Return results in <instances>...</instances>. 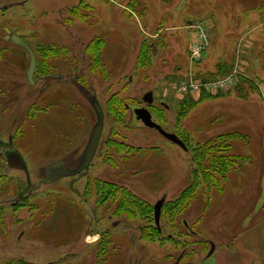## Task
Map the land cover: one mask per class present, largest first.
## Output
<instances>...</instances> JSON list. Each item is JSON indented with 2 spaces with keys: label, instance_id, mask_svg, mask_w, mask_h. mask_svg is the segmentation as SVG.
I'll list each match as a JSON object with an SVG mask.
<instances>
[{
  "label": "rangeland",
  "instance_id": "1",
  "mask_svg": "<svg viewBox=\"0 0 264 264\" xmlns=\"http://www.w3.org/2000/svg\"><path fill=\"white\" fill-rule=\"evenodd\" d=\"M80 1L0 0V39L7 28L29 39L41 50V59L46 56L55 66L81 61L82 81L91 84L105 113L101 149L87 175L75 185L81 197L70 190V179L62 178L42 185L22 208L0 207V264H9L7 260L17 256L25 259V254L51 263L58 253L66 255L62 264H175L180 256V264H237L243 255L241 264H264V100L259 90L264 86V29L255 35L258 54L242 48L249 40L237 32L245 17L252 19L255 14L256 23L264 19V0H135L133 7L131 0H83L80 10L66 12ZM189 21L193 26H187ZM197 24L208 27L209 42L201 61L192 62L190 43ZM99 39L100 45L89 46ZM144 41L155 45L151 64L138 67ZM43 49L50 50L44 53ZM244 59L251 65L242 64ZM90 61H101V66L89 68ZM219 63L233 69L210 81L235 74V84L228 91L179 89L190 79L207 82L203 77L216 72ZM29 65L23 48L0 42V78L6 83L17 80L15 90L35 102L41 82L28 84ZM241 77L246 79L243 84ZM150 94L152 107L145 101ZM72 95L71 86H56L46 99L39 97L29 113V137L22 145L29 146L34 185L41 179L38 168L59 156L62 144L68 142L60 130L65 136L79 130L82 149L97 121L82 96L78 125L73 126L75 115L65 101L71 102ZM188 97L195 104L179 116V102ZM46 100L60 105L59 111L40 112ZM138 108L151 111L163 131L139 119ZM23 109L24 115L27 109ZM2 120L8 133L10 118ZM237 132L240 136L232 140L229 155L241 161L221 179L223 188L202 184L181 215L162 218L164 234L159 237L152 233L145 237L140 231L142 225L149 227V220L139 207L119 209L120 189L96 192L92 188L100 180L126 187L135 199L153 205L162 198L174 200L192 182L195 164L193 152L166 133H175L194 148ZM6 180L1 181L0 195L12 190ZM24 185L16 182V188ZM24 229L26 234L16 242ZM201 234L216 242L217 250L208 258L211 247L200 242ZM219 249L227 253L224 261L217 260ZM45 250L48 254L42 255Z\"/></svg>",
  "mask_w": 264,
  "mask_h": 264
},
{
  "label": "flooded vegetation",
  "instance_id": "2",
  "mask_svg": "<svg viewBox=\"0 0 264 264\" xmlns=\"http://www.w3.org/2000/svg\"><path fill=\"white\" fill-rule=\"evenodd\" d=\"M26 0H24L25 2ZM23 2V3H24ZM22 3V4H23ZM72 8V7H70ZM69 9L66 8V12H68ZM69 13V12H68ZM16 35L19 36L20 38L29 41V39L23 37L20 34H17L16 32H12L11 30L7 29L5 30V34L1 35L0 42L5 44V45H15L18 47H21L20 45H17L13 40L12 36ZM30 42V41H29ZM32 45V43L30 42ZM33 47V45H32ZM23 48V47H21ZM34 48V47H33ZM5 49V48H4ZM24 49V48H23ZM27 53L28 51L24 49ZM35 50V49H34ZM36 52V51H35ZM29 55V53H28ZM37 55V54H36ZM30 59V55H29ZM38 59V56H37ZM49 67L47 68L46 72L43 74L38 73V64L37 68L34 74V83H31L29 77H28V70L29 67L26 71V80L30 86L36 85L38 81L41 82L40 90H39V97H44L45 99L48 97L49 93L51 90H54L56 86L59 87H68L71 86L72 91H73V100L70 102L69 99L65 100L66 101V106H70L73 109V114L75 115V120L73 123V126L78 125L79 121V107L81 106V97L84 96L85 99L89 101V104L91 107L94 109L93 106V100L95 99L96 95L92 92L91 90V84L84 83L82 81V78L85 77L83 74V71L81 70V61H74V63H69L67 65L63 66H55L53 62L50 61ZM91 64V63H90ZM89 64V65H90ZM67 66V67H65ZM84 66V65H83ZM91 68V67H89ZM51 69V70H50ZM18 84L17 80L11 81V82H5L0 78V184L1 181L4 179H8L9 183L12 185V190L3 192L0 195V207L6 206V205H11L13 208H18V206H21L31 200L33 197L34 192L38 191L40 187L46 183H54L56 181H59L62 178H68L69 180V188L72 192L76 193L74 189L71 188L70 184L72 180H75L74 182V188L75 185L77 184L76 182L80 180L79 178V172L78 169L81 166L82 162V157L84 155V152L88 146L92 128L90 130L89 136L87 140H85L84 146L81 149L80 146V139H79V130L73 131L72 134L68 133L66 136L65 134L60 130V134L66 139H68V142L63 143L61 148H62V153L57 156L53 161H50L46 165L40 166L38 168V171L40 172V180L38 185H34L32 181L33 177V171L34 169L31 166V159L29 156V153L27 152V148L29 147L28 145L23 146V139L25 136H27V130L30 125V122H27V119L31 117L29 113H31L32 109L37 106L36 102L38 99L34 102L30 99L28 95L23 96L22 92L15 90V86ZM4 88V89H3ZM59 92V91H58ZM68 95L70 93H67ZM28 103V104H26ZM25 105H28V107H24ZM56 106V107H55ZM102 106V105H101ZM55 107V109H53ZM23 108L27 109L23 115ZM60 105H57L55 102H51L49 100H46L44 105L42 106L40 112L43 114H49L50 110L53 111H59ZM103 108V107H102ZM104 110V109H103ZM96 113V111H95ZM105 115V113H104ZM4 116H9L10 118V123H9V129L8 133L4 131V126H3V120L2 117ZM97 117V115H96ZM61 119H59L60 123ZM76 123V124H75ZM47 124V121L45 122ZM105 124V122H104ZM31 126V125H30ZM66 128H71L70 124L67 125ZM31 129V128H30ZM104 131V130H103ZM103 134V133H102ZM29 137V135H28ZM28 143V142H27ZM25 143V144H27ZM65 144V145H64ZM102 146V137L100 139V142L98 144V148L96 150V154L90 164V166L93 164L95 157L97 156V152L99 149H101ZM58 162V167L52 168V169H46L48 165ZM90 168V167H89ZM89 172V170H88ZM87 175V174H86ZM85 175V176H86ZM84 177V176H83ZM18 178V180H16ZM30 179V181H29ZM21 182L23 183L24 181V186L23 187H18L16 188V182ZM77 189V188H75ZM78 190V189H77ZM80 192V191H79ZM81 193V192H80ZM6 195H9V197H6ZM79 197L82 196V194H77ZM165 199V198H163ZM161 200V199H159ZM158 200V201H159ZM166 201V199H165ZM96 209V207H94ZM95 213V211H94ZM95 224L99 223L98 218L95 217L94 220ZM184 225L188 227V223L183 220ZM114 228H116L118 225V222H113L112 223ZM156 224V223H155ZM188 229V228H187ZM144 230V226L142 225L140 228V231ZM10 233L12 232V229L9 230ZM27 229H24L19 233V235L16 237V242H20L23 238V236L26 234ZM192 232V231H191ZM195 232V231H194ZM195 234H198V232H195ZM202 244L206 243L210 244V247H212V244L215 246V251L217 250L216 242L213 243L214 241H211L207 237L203 236V234L200 235ZM136 237H133L132 241V247H134V240ZM214 251V253H215ZM213 253V254H214ZM48 253L45 252L42 253V255H46ZM212 254V255H213ZM30 257H28V256ZM64 255V257H63ZM25 259L23 257L17 256V258L9 259L7 260L9 264H13L10 261H16L19 260L20 263L22 264H62L63 261L66 259V255L64 253L56 254L53 255L55 258L54 260L51 261V263H42V262H47L42 257H37L36 255L33 254H25ZM35 256V257H34ZM69 256V255H68ZM76 257V255H74ZM208 253L206 255V258H208ZM68 258V257H67ZM95 258H97V255H94V262ZM205 258V259H206ZM182 257L180 256L175 264H180L181 263ZM39 262V263H37ZM140 263V262H139ZM128 264H133L132 262H128ZM187 264H195L192 262H189Z\"/></svg>",
  "mask_w": 264,
  "mask_h": 264
},
{
  "label": "trees",
  "instance_id": "3",
  "mask_svg": "<svg viewBox=\"0 0 264 264\" xmlns=\"http://www.w3.org/2000/svg\"><path fill=\"white\" fill-rule=\"evenodd\" d=\"M135 0H131L129 2V5L133 7ZM83 5V0L79 2V4L71 9H69V13H73L75 11H78L81 9V6ZM78 17V14H77ZM95 42L96 45H100V39L96 41H92L89 43L91 46ZM154 43L144 41L142 45V49L140 51V55L138 58V67H146L151 64V57L153 55L154 50ZM53 47L51 46V49ZM35 49V48H34ZM50 49H43V52L49 51ZM36 54L38 56V73L43 74L46 72L49 63L47 61L46 56L44 59H41V50L35 49ZM201 61V60H200ZM90 67L94 68L101 66V61H90ZM217 71L213 73H209L207 76L203 77L205 81H210L213 78L223 76L224 74L229 73L233 68L230 65H227L226 63H219L217 65ZM246 79L241 77L240 82L245 83ZM248 81V80H247ZM240 84V86L242 85ZM238 84V88H241ZM207 94V93H206ZM190 96V94H187ZM205 95L204 92V97ZM122 102V100H121ZM125 103V102H124ZM195 104V101L193 102L189 97L186 99H183L179 102V106L182 107L179 111L180 115H186V112ZM126 106V105H125ZM152 107L153 105H148ZM153 112V108H152ZM153 114V113H152ZM240 136V133H229V134H222L215 138V141L213 143H207L204 145H199V147L195 146L194 148L192 146H187L188 149H190L191 152H193L192 161L194 162L195 166L192 168V182L180 193V195L170 201H165L162 207L161 211V218H160V226L155 224V214H154V205L150 203H146L143 200L135 199L134 195L130 190H128L126 187H120L117 186L114 183L111 182H102L100 180H96L95 185L92 186L96 192H102L105 188H109L112 190H119L122 191V200L119 205V209H127L128 205H131L133 207H139L141 210V214L145 215L147 217L148 225L149 227H144V236L146 237L147 233H152L156 236H161L164 234V231L162 229L161 220L162 218L168 217L173 218L175 216L178 217L181 215V213L184 211V208L186 207V204L190 203L194 198H196L198 191L202 184L206 185L207 188L210 187H220L223 188L222 180L223 178L227 177V174L234 168H237L239 166V163L241 161V158L238 156H232L229 155V152L231 150L232 146V140L235 138V136ZM186 144V143H185ZM98 184L100 186H98ZM222 185V187H221ZM105 189V192H106ZM87 194L84 192V195ZM144 208V209H143ZM135 208H131L129 211H134Z\"/></svg>",
  "mask_w": 264,
  "mask_h": 264
},
{
  "label": "water",
  "instance_id": "4",
  "mask_svg": "<svg viewBox=\"0 0 264 264\" xmlns=\"http://www.w3.org/2000/svg\"><path fill=\"white\" fill-rule=\"evenodd\" d=\"M12 40L17 44L20 45L21 47H23L24 49H26L30 55V67L28 70V77L31 81V83H34V74L37 68V64H38V59H37V55L36 52L34 50V48L32 47V45L30 44L29 41H26L22 38H20L19 36L13 35L12 36ZM145 101L149 103V105L152 104V95H148L147 97H145ZM93 106L94 109L96 111V115H97V121L93 124V128H92V132H91V136H90V140L88 143V146L84 152V155L82 157V162H81V166L78 169L79 174V178H82L83 176H85L88 173L90 164L96 154V150L98 148V144L100 142V139L102 137V133L104 130V119H105V115H104V110L100 104V102L98 101V99L95 97V99L93 100ZM135 112L139 115V119H142V121L149 127H153L156 128L158 130L163 131L162 126L158 123H156V121L153 119V115L151 113V111H149L148 109H144V108H138L135 110ZM166 135L170 138H172L174 141H176L179 145L183 146V147H187L185 142L179 138L175 133L173 134H169L166 133ZM58 162L52 163L50 165L47 166L46 169H52L55 167H58ZM30 181V179H29ZM74 182L75 180L71 181V188L74 189V191L77 194H81L79 192V190L74 188ZM165 202V199H161L159 200L155 205H154V214H155V222L158 226H160V218H161V211H162V207L163 204ZM215 251V246L214 244H212L211 250L208 254V256H211Z\"/></svg>",
  "mask_w": 264,
  "mask_h": 264
},
{
  "label": "built area",
  "instance_id": "5",
  "mask_svg": "<svg viewBox=\"0 0 264 264\" xmlns=\"http://www.w3.org/2000/svg\"><path fill=\"white\" fill-rule=\"evenodd\" d=\"M193 26V25H192ZM190 43V59L192 62L201 60L202 55L209 42L208 27L202 24H197L195 27ZM236 76L232 74L228 77L207 82H198L193 79L181 83L179 89L184 92H195L202 88L210 92L228 91L229 88L235 84ZM199 92V91H198Z\"/></svg>",
  "mask_w": 264,
  "mask_h": 264
},
{
  "label": "crops",
  "instance_id": "6",
  "mask_svg": "<svg viewBox=\"0 0 264 264\" xmlns=\"http://www.w3.org/2000/svg\"><path fill=\"white\" fill-rule=\"evenodd\" d=\"M243 21V20H242ZM245 21L246 22H242L241 24L239 23L238 25V33L239 34H242V38L243 37H246V39H248L247 41L249 42L248 44L245 42L244 44H242V48H244V49H255V53H257L258 52V48H257V46H256V44H257V42H256V39H255V35L257 34V31L260 29V28H263L264 29V19H262L259 23L257 22L256 23V16H255V14L253 15V17H252V19H251V17L249 16V17H245ZM244 23H246L247 24V26H241L242 24H244ZM192 25V23H191V21H189L188 22V24H187V26H191ZM240 37V38H241ZM246 39H245V41H246ZM240 41H239V43H242V41H241V39H239ZM255 44V47H253V46H251V44ZM236 52V51H235ZM258 54V53H257ZM254 61H260L257 57H255L254 58ZM242 64H244V65H247V66H249V65H251V62H250V60L249 61H247L246 59H244L243 61H242ZM259 90H260V95H261V97L263 98V100H264V86H262V84L260 85V87H259ZM260 224H262V222H260ZM259 226V225H258ZM258 226H256V227H258ZM239 236H241L240 234L237 236L238 237V240L236 239V246H237V241H239ZM235 238V237H234ZM242 238H244V235H242ZM233 239V238H232ZM232 247H235V245H233ZM244 247H246V244H244ZM224 248H222V250H223ZM222 250H218L217 251V256H219L220 254V259H219V257H218V261H220V260H222V261H224V259H225V255L227 254L226 252H224V251H222ZM229 250V249H228ZM243 256H245V255H243ZM243 256H240V258H239V260L237 261V264L239 263V264H241L242 263V260H243ZM242 257V258H241ZM256 260H257V258H256Z\"/></svg>",
  "mask_w": 264,
  "mask_h": 264
}]
</instances>
